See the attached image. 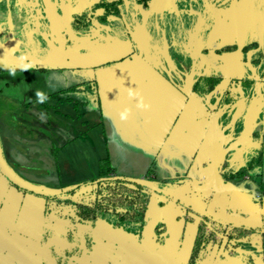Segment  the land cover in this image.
I'll return each instance as SVG.
<instances>
[{
	"label": "flooded vegetation",
	"instance_id": "flooded-vegetation-1",
	"mask_svg": "<svg viewBox=\"0 0 264 264\" xmlns=\"http://www.w3.org/2000/svg\"><path fill=\"white\" fill-rule=\"evenodd\" d=\"M106 73L179 100L158 146L140 147L145 170L130 178L149 188L47 169V134L63 137L48 100ZM10 78L27 89L20 102L0 90V264H264V0H0ZM38 80L60 84L34 106ZM28 114L46 129L23 124ZM208 129L222 146L204 145Z\"/></svg>",
	"mask_w": 264,
	"mask_h": 264
},
{
	"label": "crops",
	"instance_id": "crops-1",
	"mask_svg": "<svg viewBox=\"0 0 264 264\" xmlns=\"http://www.w3.org/2000/svg\"><path fill=\"white\" fill-rule=\"evenodd\" d=\"M115 71L118 72V69ZM138 81L112 78L106 73L98 84L93 85L85 80L78 83V93L71 97L56 99L51 96L46 116L48 121H56L60 125L64 141L56 155L51 151L52 144L47 145V154L50 156L47 169L59 171L66 183H82L97 176L100 172V162L108 159L112 169L111 175L141 176L145 164L139 159L142 152L140 147L158 146L164 136L157 133V130L164 125L171 126L179 100L170 89L160 84L155 94L145 96L144 88ZM52 92L53 90L48 91L47 95ZM43 97L45 96H34L33 105L39 106ZM57 103H62L63 106L58 108ZM69 125L76 127V136L71 137ZM206 132L203 136L206 138L205 146H209L210 150L213 145L222 146L220 141L223 131L208 129ZM255 134H252L251 139H242L241 136V143L248 147L251 141H254ZM24 144L17 140L20 154ZM198 144L197 142L196 145ZM134 149L137 150L130 153V150ZM246 150L247 148L243 150L240 158L248 154ZM217 155L220 157L222 152Z\"/></svg>",
	"mask_w": 264,
	"mask_h": 264
},
{
	"label": "rangeland",
	"instance_id": "rangeland-1",
	"mask_svg": "<svg viewBox=\"0 0 264 264\" xmlns=\"http://www.w3.org/2000/svg\"><path fill=\"white\" fill-rule=\"evenodd\" d=\"M3 82H6V84H8V89H5V85L3 84ZM40 80H38L37 82H31V86L29 87L30 89H34L35 90V96H37V98L45 95L48 91H51L53 89H56V87H58V85L60 83H58V85L53 88V87H48V88H44L40 83ZM27 89V87L25 85H22V84H18L16 81H14L13 78H10V79H6V80H1L0 81V90L7 96L9 97H12L13 99L17 100L18 102L21 101V93L23 91H25ZM38 93L40 95H38ZM31 102L27 99V104H30ZM8 119L11 118V116L9 115L7 117ZM22 119H26L25 121H23ZM21 119V121L26 124H29L31 126H35L37 127L40 131L41 130H44L46 129V124L45 126L42 124V122L39 120V117L38 116H35L33 114H28L27 116H23ZM16 124V122L14 123ZM27 128V127H26ZM48 128V127H47ZM34 129V128H32ZM27 132H30L31 135H34L36 134L37 136V133L35 130H31L29 128H27ZM48 133V132H46ZM48 138L50 139V141H52V148H51V151L53 152V154H57L59 151H60V147L63 143L64 140H59L58 143L56 142H53V136L50 137L48 134H47ZM137 149H134L132 150V152L134 153ZM110 166V161L108 162L107 159L106 160H102L99 164V168H100V172L98 174L100 175H105L107 174V169L109 168Z\"/></svg>",
	"mask_w": 264,
	"mask_h": 264
},
{
	"label": "water",
	"instance_id": "water-1",
	"mask_svg": "<svg viewBox=\"0 0 264 264\" xmlns=\"http://www.w3.org/2000/svg\"><path fill=\"white\" fill-rule=\"evenodd\" d=\"M102 101H103V100H102ZM102 101H101V103H102ZM259 114L262 116V118H264V113H261V111H260ZM256 117H257V120L260 119L259 115H257ZM242 120H246V122L244 121V124H247V123L251 120V117L248 116V114H246L245 118H244V119L242 118ZM257 120H255V121H257ZM251 122H252V121H251ZM246 131H247L248 133H250V134H255V133L257 132V131H255L252 127H248V128H246ZM244 132H245V131H243L242 134H241L240 136H242V135L244 134ZM256 134H257V133H256ZM260 136H262V134H261ZM263 142H264V138H263ZM118 178L121 179L122 181H123V180H126L127 182L138 183V184H139L141 187H143V188H149V185H148V184H150V183H148V184H144V183H142L143 180H140V179H134V178H130V177H118ZM178 184H179V185L183 184V181H180ZM78 185H80V184H78ZM78 185H74V186L77 187ZM30 186H31L32 188H36V189L45 188L44 186L34 185V184H30ZM80 186H81V185H80ZM241 186H242V185H241ZM241 186H240V187H241Z\"/></svg>",
	"mask_w": 264,
	"mask_h": 264
},
{
	"label": "trees",
	"instance_id": "trees-1",
	"mask_svg": "<svg viewBox=\"0 0 264 264\" xmlns=\"http://www.w3.org/2000/svg\"><path fill=\"white\" fill-rule=\"evenodd\" d=\"M107 161L109 162L108 159H107ZM108 167H109V166H108ZM111 170H112L111 167H109V168L107 169V172H106V173H107V174L110 173ZM105 175H106V174H105Z\"/></svg>",
	"mask_w": 264,
	"mask_h": 264
},
{
	"label": "clouds",
	"instance_id": "clouds-1",
	"mask_svg": "<svg viewBox=\"0 0 264 264\" xmlns=\"http://www.w3.org/2000/svg\"><path fill=\"white\" fill-rule=\"evenodd\" d=\"M38 95H40V94L38 93Z\"/></svg>",
	"mask_w": 264,
	"mask_h": 264
}]
</instances>
